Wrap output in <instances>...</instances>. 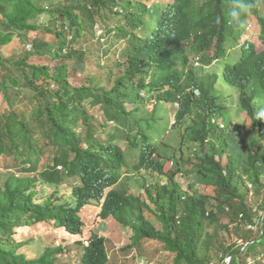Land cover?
Here are the masks:
<instances>
[{"label":"trees","instance_id":"obj_1","mask_svg":"<svg viewBox=\"0 0 264 264\" xmlns=\"http://www.w3.org/2000/svg\"><path fill=\"white\" fill-rule=\"evenodd\" d=\"M187 1L175 0L164 14L177 15ZM229 3L215 0L216 24L195 40V50L205 58L214 42L220 54L230 37L237 36L226 22ZM154 5L136 0H0V95L9 105L0 109V154L24 159L37 169L47 157L41 177L51 187L61 189L67 178H79L71 185L72 201L66 205L57 204V188L38 202L32 179L12 183V177L1 184L0 264H58L65 251L62 244H44L41 255L29 257L18 252L20 241L14 235L22 227L51 223L53 228L83 234L80 212L93 202L102 205V218L113 215L133 229L128 248L149 239L163 244L173 264H223L227 256H232L231 264H248L251 255H256L255 264H264L257 256L264 254V218H255L251 210L260 196L257 209L264 210V132L223 139L213 137L207 125L192 123L181 136L179 150L173 147L168 154V142L159 132L163 116L158 107L148 115L147 104L180 100L184 86L178 65L186 64L187 57L176 39L166 48L152 50L163 39L154 27L149 37L145 33L136 37L138 25L147 21L156 25L159 13ZM251 12L257 16V9ZM97 24L109 35L102 51L107 62L102 64L98 55L104 78L89 70L90 50L81 45L85 31L93 35ZM181 36L188 39L187 34ZM121 38L126 45L111 54ZM226 79L241 88L243 105L252 114L255 100L264 98V51L259 53L248 43L240 60L227 67ZM181 100L178 124L196 111L208 120L223 114L214 101L198 103L189 95ZM96 108L104 119L91 114ZM175 160L176 165L165 169ZM189 161L194 170H183ZM128 174L145 175L146 183L140 187L147 201L140 193L129 192L127 184L119 188ZM151 180L155 187L149 185ZM209 189L215 190L213 196L205 192ZM146 210L156 216L161 229ZM222 214L229 215V226L222 224ZM245 215L255 218L248 222L258 223V232L241 226ZM226 235L236 239L227 243ZM241 239L248 243L245 249ZM32 241L22 240L25 245ZM107 261L105 238L94 233L90 246L80 250V264Z\"/></svg>","mask_w":264,"mask_h":264},{"label":"clouds","instance_id":"obj_2","mask_svg":"<svg viewBox=\"0 0 264 264\" xmlns=\"http://www.w3.org/2000/svg\"><path fill=\"white\" fill-rule=\"evenodd\" d=\"M136 1H140V0H136ZM259 1L260 0H230L229 7L225 13L226 22L230 27L237 30L238 32L237 36L230 37L227 46L220 54L217 52V44L216 42H214L212 46L210 47L209 51L207 52L208 58H205L202 53L197 52L195 50L194 45H195V40L197 38H200L206 35L207 33H209L211 28L216 24L215 0H189L181 6L179 13L177 15L176 14L173 15V17L171 18L167 17L164 14V12L167 7H169L170 5H172V3L175 2V0L169 1L167 3H163V2L151 3V4H155L154 6L157 7L158 13H159L157 17H154L156 21V25H152V23L149 21H147L146 24L138 25L134 29L136 37L142 38L144 36V33L147 37H149L151 34L150 33L151 27H154V29L157 32H161L163 34V39L162 41H159L155 45V47H153L152 50H161L163 48H166L170 45V42L172 39L174 40L176 39L179 42H182V48L187 57L186 64L178 65V69L182 73L181 84L184 86V91L178 95L180 100L177 99L176 102L168 101V100L167 101L157 100V103H158L157 106L155 105V103L147 104V107L148 105H153V109L158 107V115L163 116V120H162L163 122L162 121H161L162 123L160 122L161 125H160L159 132L160 134H164L163 139L165 142H168L165 139V135L169 133L170 130L175 129L178 125L180 126L184 125L183 127V133H184L185 128L189 124H192V123H194L198 127L207 125L209 130L212 131V136L215 138L221 136L223 139H225L228 137H232L234 135L240 136V134H244L246 136L250 132H261V133L264 132V129H263L264 127V98H258L255 100V104L253 105V112L251 114L249 110L246 109L243 105V97L241 96L242 95L241 88L238 85H235L226 79L227 67L229 65H235L240 60L243 49L248 43L255 44L257 52L260 53L264 51V48L259 51L257 48V44L255 42V40L258 38L259 41L261 40V42L264 45V40L261 37L262 31H263V25H262L261 19L262 18L264 19V10L260 9ZM261 1H263L264 3V0H261ZM141 2H144V1H141ZM147 4L151 5L149 3ZM252 9L254 10L257 9L256 13L258 17L255 15L254 12H251ZM245 15L247 16L244 18ZM147 18L149 19L150 17H147ZM96 27L97 29H99L98 33L100 35H103L105 33L103 29H100V27L102 26L97 24ZM140 30H143V34H140L139 32ZM181 34H187L188 39H185V40L182 39ZM251 35H253L255 38H251L250 37ZM108 37L109 35L107 33L106 44H107ZM112 40H114L113 37H112ZM232 50H235L237 52V55L231 56ZM192 56L195 58L194 64L198 66H194L191 64ZM234 57H237V58L233 62L232 59ZM224 59L226 60V63L223 69V81L221 80V72L219 70H215L214 71L215 73L213 75L205 73V70L208 67L212 66V68H214L215 66L220 64L222 60ZM219 80L220 82L224 84L225 88L226 87L234 88L236 90V95H233L230 92V94H232L231 98L228 96H222L220 87H219ZM224 93H227V91L225 90ZM185 95H189L192 99H194L195 101H198V103H209L211 101H214L222 107L223 114L220 116L218 115L213 116L211 120H208V118L206 117L204 113H200L196 111V114L192 117H189L188 120L183 122V124H178L176 123V115L180 109V104H182L181 99H183ZM235 101H239V110L244 111V113L249 117L251 121V125L245 128L244 130H239L236 123L232 121L231 115L227 109V106ZM163 103L171 104L173 107H176V111H175L173 118L168 121L165 115L159 114V109L163 107ZM153 109L151 110V112L153 111ZM217 127H220V129H227L229 134L227 136L221 133L216 134ZM229 129H230V132H229ZM181 140H182V137H181ZM180 146H181V143H180ZM180 146L177 148L175 146H172L170 142H168V148L172 147V151H173V147L179 150ZM171 154L169 155L171 156ZM2 156H8V155L1 153L0 157ZM9 157H12V156H9ZM219 158L220 157L218 153L216 155V160H219ZM14 160L18 162L19 170L13 169L7 166L5 171L3 173H0V188L3 182L10 181L12 177H14L15 179V180H12V183H14L15 181L32 179L33 183H31L30 185L37 184L36 190L37 192H39L37 193L38 202L43 195H45L44 197H46L51 192L53 193L55 188H57L60 191L56 195L57 204L66 205L65 202L72 201V199H69L71 195L70 191H71L72 184H70V190H69L68 195L63 196L61 194V189L59 185L57 187L48 186L45 183V181L42 179L41 170L45 168L46 164L44 165L42 169L40 168L41 165L39 166V169H37V168H32L31 164L26 163L24 159L14 158ZM225 160L226 159H224V161ZM171 165L173 166L176 165L175 161H171ZM58 169L62 170L63 167L59 166ZM34 173H37V175L31 176ZM67 179H71V178H67ZM51 188H52V191H49ZM261 200H262V197L260 196L255 201H253L254 206L259 207L258 204L260 203ZM91 205L99 206L101 207V210H102V205H97L96 202L86 204L84 207L91 206ZM257 207L251 208V210L256 212L255 218H257L258 216H262V215L264 218V213L261 214V212H264V210L263 209L258 210ZM80 215L82 216V211L80 212ZM223 215H227V214H222V216ZM241 217H243L244 219V214H241ZM252 218L253 219H250L248 215H245V220H242L241 226L243 225L244 227H246L247 230H251V231L257 229V232H258L260 230L258 228V223L254 225L253 222H248V221L255 220L254 217ZM29 227L31 228L33 226H29ZM26 228L28 227L20 228L18 230V233L14 235V237L20 241V247H19L18 252L20 251L22 246H25L22 240L26 241V239L21 240V239H18L17 236L21 230L27 231ZM54 228L55 230H58V228L66 229L64 227H58V228L54 227ZM90 231H92V229ZM84 232L83 234H72V235L74 236L82 235L83 236L85 234ZM91 233H92L91 234L92 236L94 233L93 232ZM91 236L89 238H83V242L86 245H84L81 240H78L81 237H74L73 241L75 242L73 243L80 245V250H81L83 246L85 247L90 246ZM260 236L261 235H259L257 239H259ZM239 241L243 242L242 239ZM262 246L264 248V243ZM106 249L108 252L107 245H106ZM259 255L260 253L257 255L258 258H259ZM108 260H109V254H108ZM247 260H252V255L249 256ZM231 263H232V256H227L223 264H231ZM140 264H146L145 260L143 259Z\"/></svg>","mask_w":264,"mask_h":264},{"label":"rangeland","instance_id":"obj_3","mask_svg":"<svg viewBox=\"0 0 264 264\" xmlns=\"http://www.w3.org/2000/svg\"><path fill=\"white\" fill-rule=\"evenodd\" d=\"M144 1L146 3H167L172 0H140ZM259 6L261 10H264V3L263 1H259ZM254 20V19H252ZM99 24H102L101 22ZM116 27V26H115ZM100 29L104 30V34L100 35L98 33L99 29L95 30V33L93 35H88V30L84 33V42L82 41V48L89 49L90 50V57L87 62L88 68L92 73L99 72L101 73L102 78L105 77L104 69L98 67V55L100 54V58L102 60V64H105L107 62V59L105 58V55L102 54V51L105 48L106 45V36H107V30L105 27H100ZM140 34H143V30L139 31ZM122 36H124V29L121 33ZM43 37H46L47 39H51L49 35H46L44 32L42 33ZM89 36V37H88ZM101 36V37H99ZM251 38H255L253 35L250 36ZM102 38V40H101ZM257 44L258 50H262L264 48L263 43L261 40L257 38L255 40ZM126 45V40L121 38L119 39L117 45L113 46L110 50L111 54H114L117 50H122L124 46ZM16 46V45H15ZM18 46H20L18 44ZM17 46V50H21V47ZM16 48V47H15ZM237 55V52L235 50L231 51V56ZM237 57H234L232 61L234 62ZM192 62L191 64L195 65V58L191 57ZM36 61H38V58H36ZM226 60H222L220 64L212 68V66L208 67L205 70L206 74L213 75L215 70H219L221 72V80L223 81V69L225 66ZM219 87L222 96H228L231 98L232 94L236 95V90L234 88L224 87V84L220 82L219 80ZM227 91V93H224V91ZM230 92L232 94H230ZM225 101V100H224ZM8 103L4 100L3 95H0V109L8 108ZM130 108L133 107V105H129ZM148 109L150 110L148 115L151 114V110L153 109V105H148ZM227 109L231 115L232 121L236 123L239 130H244L248 126L251 125V121L249 117L244 113V111L239 110V101H235L227 106ZM176 111V107H173L171 104L163 103V107L159 109V114L165 115L167 118V121L172 119ZM91 114L97 116L100 119H104V115L98 111V109H93L90 111ZM139 114L142 116L143 112H139ZM183 127L184 125L180 126L178 125L175 129L170 130L169 133L165 135V139L170 142L172 146L179 147L181 143V136L183 133ZM230 132V129H229ZM221 133L225 134L226 136L229 134L227 129H220V127H217L216 134ZM123 145V148L127 146L126 142H121ZM172 153V147L168 149V154ZM47 156V155H46ZM47 162V157H42L41 159V169L44 167V165ZM171 163L168 162L165 166V169L169 168ZM175 164H177V161L175 160ZM9 166L10 168L19 170V164L14 160L13 157L9 156H2L0 157V173H3L6 169V167ZM183 170H194L193 169V163L191 161L186 162ZM37 175V173H34L31 176ZM145 175H138L135 174H128V177L123 180L118 186L119 188L125 187L124 184H127L129 187V192L131 193H140L141 196L147 201V195L145 193L144 187H140V183H143L146 181L143 180V177ZM187 177V181H188ZM192 178V177H190ZM186 179H183V184L186 183ZM79 183V178H71L67 179L64 185L61 186V194L63 196H67L70 190V184ZM148 183V182H147ZM155 180H151L149 185L151 187H155ZM147 185V184H146ZM52 191V188L49 190ZM209 195H214L215 190L209 189L205 191ZM52 193V192H51ZM149 204H151L149 202ZM152 208L154 207L151 205ZM101 210V207L96 205L86 206L82 210V217L85 221V234L74 236L69 231L63 228H58V230H55L53 228V224L51 225H38L34 226L28 229V231L21 230L17 236L18 239H30L34 238V242H30L28 245L22 246L20 251H24L28 254L29 257L39 256L42 253L41 246H44V244H63L65 251L64 253L59 255L58 264H80V245L73 243L74 237H81L78 240H81L83 242V238H89L91 236V232L98 234L99 236H102L105 238V242L108 248V254H109V260L106 264H140L141 261L144 259L146 264H173L171 260V255L168 251H166L163 247V244L157 241H152L149 239L142 240L140 246L134 247V248H128V246L133 242V234L134 231L131 227H126L119 221H117L115 218L109 216L108 218H102L99 215V212ZM264 212H261L263 214ZM146 215L155 223V225L161 229L162 225L156 218V216L146 210ZM229 215H223L221 218L222 224H227L229 226ZM232 225V224H231ZM92 229V231H90ZM95 229V231H94ZM236 238H232L229 235H226V241L227 243L229 241H234ZM229 240V241H228ZM244 243L243 249L248 245L246 242ZM84 245H86L83 242ZM48 247V246H47ZM255 258L256 255L253 256L252 260H248V264H255ZM259 258H264V254L260 253ZM214 264H220L219 262H214Z\"/></svg>","mask_w":264,"mask_h":264},{"label":"bare ground","instance_id":"obj_4","mask_svg":"<svg viewBox=\"0 0 264 264\" xmlns=\"http://www.w3.org/2000/svg\"><path fill=\"white\" fill-rule=\"evenodd\" d=\"M30 227H28L27 229H29Z\"/></svg>","mask_w":264,"mask_h":264}]
</instances>
